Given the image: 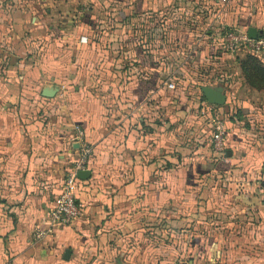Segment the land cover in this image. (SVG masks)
I'll list each match as a JSON object with an SVG mask.
<instances>
[{
  "label": "crops",
  "instance_id": "0c3cea01",
  "mask_svg": "<svg viewBox=\"0 0 264 264\" xmlns=\"http://www.w3.org/2000/svg\"><path fill=\"white\" fill-rule=\"evenodd\" d=\"M229 5L0 0V264H264V92L232 81L207 11L246 33L255 15ZM202 86L225 103L187 89ZM217 119L231 124L222 154ZM75 126L91 147L81 216L36 240Z\"/></svg>",
  "mask_w": 264,
  "mask_h": 264
},
{
  "label": "built area",
  "instance_id": "2783aa9c",
  "mask_svg": "<svg viewBox=\"0 0 264 264\" xmlns=\"http://www.w3.org/2000/svg\"><path fill=\"white\" fill-rule=\"evenodd\" d=\"M213 17L217 20L220 18V15L216 13ZM226 28H217V35L213 38V42L224 53L236 55L244 51L258 59H264L262 55L264 51V39L262 37L253 40L248 38L246 32H242L236 28L225 30ZM167 88L174 89L173 83H168ZM230 128L231 124L228 121L219 119L214 121L212 146L214 151L219 154H222L224 151L227 130ZM73 131L75 132L74 140L78 144V156L71 163L62 180L59 196L46 213L45 227L35 228L33 234L36 240H40L58 229L70 226L81 216V208L76 204L74 198L76 190L75 182L77 180V173L85 170L87 160L91 154V147L86 142L83 131L79 126L73 127ZM259 181L262 186L261 194L264 200V174L260 176Z\"/></svg>",
  "mask_w": 264,
  "mask_h": 264
},
{
  "label": "rangeland",
  "instance_id": "374dc122",
  "mask_svg": "<svg viewBox=\"0 0 264 264\" xmlns=\"http://www.w3.org/2000/svg\"><path fill=\"white\" fill-rule=\"evenodd\" d=\"M229 2H230V5L229 6H232V12H233V14H235V16L236 17H239V16H241V17H245V16H251V15H255V19L254 18H252V16H251V18L250 19H252L253 20V23L252 24H254L255 25V29H257V30H260V31H262V39H264V0H228ZM47 8H44L43 9V11H44V13H46L47 14ZM209 14H208V18H210V19H213L214 20V27H215V29L217 30V28H224V27H228V26H225L224 24L225 23H223L222 22V17L220 16V18L219 19H217V20H215L214 19V17L213 16H215L216 15V11L215 10H213L212 8H209L208 9V11H207ZM217 14H219V13H217ZM57 15V14H56ZM26 18L29 20L30 18H31V14H29V13H26ZM30 21V20H29ZM188 22V21H187ZM56 26H59V28H61V26H63V25H65V24H63V22H58L57 24H55ZM40 26H43V24H41ZM44 27V26H43ZM73 27V26H72ZM230 27H232V28H236L237 30H238V27H236L235 25L234 26H230ZM158 29V28H157ZM211 29V28H210ZM203 31H204V29H203ZM204 33L203 34H201V36L202 37H204ZM216 36V35H215ZM214 36V37H215ZM85 40H86V38L85 37H81L80 38V42L81 43H84L85 42ZM208 40H210V39H208ZM211 42L213 41V40H210ZM245 55H249V56H252V55H250L249 53H247V52H244V51H241V52H239V54L238 55H231V57H233L234 59L235 58H241V57H243V56H245ZM263 56H264V51H263V54H262ZM254 57V56H253ZM256 58V57H255ZM262 65H264V59L263 60H261L260 58L258 59V58H256ZM233 62V61H232ZM230 64V63H229ZM240 70V69H239ZM239 70H234L233 71V75L231 76V79H232V81H233V79L236 77V79L237 78H240L239 76H240V74L241 73H239ZM237 72V73H236ZM239 74V76H237ZM242 77V76H241ZM194 80V81H193ZM228 81V79L227 80H225V82H227ZM183 82H186V80H184ZM192 82H198L197 80H195V79H192ZM171 83H173V82H171ZM173 85H174V90L177 88V86L173 83ZM173 90V89H172ZM243 91V90H242ZM242 91L240 92V93H242ZM244 93H247L246 91H243ZM192 106V105H191ZM253 128H255V125H254V127Z\"/></svg>",
  "mask_w": 264,
  "mask_h": 264
},
{
  "label": "trees",
  "instance_id": "16d2710c",
  "mask_svg": "<svg viewBox=\"0 0 264 264\" xmlns=\"http://www.w3.org/2000/svg\"><path fill=\"white\" fill-rule=\"evenodd\" d=\"M232 29V27L228 26L225 30ZM236 61L245 84L253 90L264 92V65H262L255 57L249 55L236 58ZM187 89L194 92L199 90L192 87H187ZM197 94L203 99L200 92Z\"/></svg>",
  "mask_w": 264,
  "mask_h": 264
},
{
  "label": "water",
  "instance_id": "95a60500",
  "mask_svg": "<svg viewBox=\"0 0 264 264\" xmlns=\"http://www.w3.org/2000/svg\"><path fill=\"white\" fill-rule=\"evenodd\" d=\"M262 31L257 30L253 27L248 28L247 30V36L249 39H257L259 37H262ZM200 94L202 95L203 99L205 102L209 105H214V106H222L225 103V96L223 94V88L221 87H207V86H202L199 89ZM52 94H45V96L50 97ZM262 172L264 174V165L262 166ZM90 176V172L88 171H80L77 173V178L81 180H85ZM70 251L66 250L64 253L63 258L66 260L69 258Z\"/></svg>",
  "mask_w": 264,
  "mask_h": 264
}]
</instances>
